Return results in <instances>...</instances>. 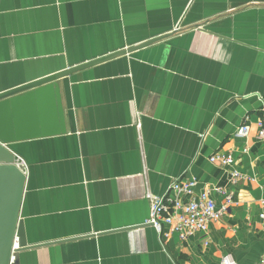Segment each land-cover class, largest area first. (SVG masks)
I'll return each mask as SVG.
<instances>
[{"label": "crops", "instance_id": "0c3cea01", "mask_svg": "<svg viewBox=\"0 0 264 264\" xmlns=\"http://www.w3.org/2000/svg\"><path fill=\"white\" fill-rule=\"evenodd\" d=\"M173 31L62 79L67 133L12 145L27 162L20 264H264V0H0V91ZM181 176L233 203L162 240L146 191Z\"/></svg>", "mask_w": 264, "mask_h": 264}, {"label": "water", "instance_id": "95a60500", "mask_svg": "<svg viewBox=\"0 0 264 264\" xmlns=\"http://www.w3.org/2000/svg\"><path fill=\"white\" fill-rule=\"evenodd\" d=\"M160 35L139 45L113 51L0 91V264H20V253L28 244L21 209L27 171L12 145L66 134L67 120L60 81L77 72L150 46L176 33Z\"/></svg>", "mask_w": 264, "mask_h": 264}, {"label": "built area", "instance_id": "2783aa9c", "mask_svg": "<svg viewBox=\"0 0 264 264\" xmlns=\"http://www.w3.org/2000/svg\"><path fill=\"white\" fill-rule=\"evenodd\" d=\"M258 137L264 138V123L260 121ZM141 128V124H138ZM252 132V126L247 121L239 126L236 136L248 138ZM210 160L230 167L236 160L230 153H214ZM17 163L26 170L27 162L18 157ZM231 180L237 184L244 178L238 169L231 171ZM198 181L194 177L181 176L173 181L169 192L165 195L153 193L150 189L146 191V198L150 202V214L146 221L158 232L162 240H168L172 234H177L182 242L187 241L196 233L208 231L210 225L221 219L228 213L233 203V195L227 194L225 201L218 205L213 197L212 191L224 193L222 188L204 189L197 193ZM223 264H236L229 255L222 260Z\"/></svg>", "mask_w": 264, "mask_h": 264}, {"label": "trees", "instance_id": "16d2710c", "mask_svg": "<svg viewBox=\"0 0 264 264\" xmlns=\"http://www.w3.org/2000/svg\"><path fill=\"white\" fill-rule=\"evenodd\" d=\"M262 119H263V121H264V116H262Z\"/></svg>", "mask_w": 264, "mask_h": 264}]
</instances>
